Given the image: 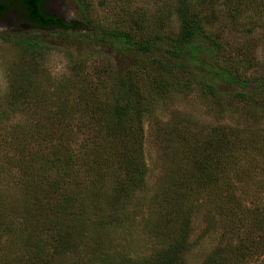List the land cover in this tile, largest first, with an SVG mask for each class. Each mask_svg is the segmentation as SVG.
<instances>
[{
	"label": "trees",
	"instance_id": "16d2710c",
	"mask_svg": "<svg viewBox=\"0 0 264 264\" xmlns=\"http://www.w3.org/2000/svg\"><path fill=\"white\" fill-rule=\"evenodd\" d=\"M43 1L26 0L39 32L109 49L54 79L51 39L0 33L26 56L0 96V264H264V0H174L175 31ZM112 51L136 57L118 69ZM176 97L214 122H161Z\"/></svg>",
	"mask_w": 264,
	"mask_h": 264
},
{
	"label": "rangeland",
	"instance_id": "374dc122",
	"mask_svg": "<svg viewBox=\"0 0 264 264\" xmlns=\"http://www.w3.org/2000/svg\"><path fill=\"white\" fill-rule=\"evenodd\" d=\"M92 16L103 22L114 19L118 14L130 12L135 18H143L146 22H151L162 26L165 30H177V21L172 14L174 0H133L126 4V0H90ZM102 3V4H100ZM11 6L16 9H8L5 15L0 17V33H28L34 35L36 32L43 38L51 39L54 45L45 48L40 56L41 63L51 71L53 78L58 79L65 74L70 62L82 57H90L98 60L95 50L101 48L108 50L109 47L100 43L95 36H81L79 32H72L69 36H53L39 32L32 25H22L25 22L21 9H17V0L11 1ZM79 6L75 0H46L45 11L50 14L62 17L66 21L79 19ZM218 17V18H217ZM214 16L219 22L223 21L218 14ZM215 21V20H214ZM136 55L128 52L110 53L112 62L117 68H124L135 59ZM264 57V55H260ZM26 56L19 46L12 40L0 39V96L8 89L7 73L9 67L25 61ZM45 68V69H46ZM13 72V71H12ZM46 83V82H45ZM46 86V84H45ZM1 99V98H0ZM1 102V100H0ZM197 111V112H195ZM192 112L196 114H192ZM206 110L201 109L197 103L191 102L189 97H176L170 102L168 108L161 117V122L173 117V114H180L183 117L196 118L201 123H212L214 118L207 115ZM194 116V117H193ZM194 120V119H193ZM195 120V121H196ZM155 123H150L146 129L147 148L151 155V160L155 162L156 168L166 164L165 152L160 145H156L153 140L158 134L159 127ZM162 130V129H161Z\"/></svg>",
	"mask_w": 264,
	"mask_h": 264
},
{
	"label": "flooded vegetation",
	"instance_id": "af4514ba",
	"mask_svg": "<svg viewBox=\"0 0 264 264\" xmlns=\"http://www.w3.org/2000/svg\"><path fill=\"white\" fill-rule=\"evenodd\" d=\"M11 1L12 0H0V9H1V13H0V17L5 15L6 11L8 9H16V7L13 8V6H11ZM46 1V0H45ZM45 1H43L41 3V8L42 9H45ZM18 2V6H17V9H21L22 10V13H23V17H24V20L25 22L22 23V25H27L29 23V25H32V17H31V14L29 13V10L30 9L26 4V0H17Z\"/></svg>",
	"mask_w": 264,
	"mask_h": 264
}]
</instances>
